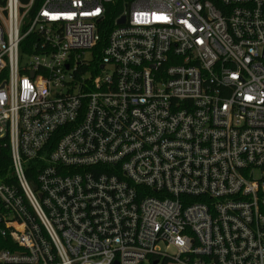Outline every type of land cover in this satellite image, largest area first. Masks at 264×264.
<instances>
[{
    "label": "built area",
    "instance_id": "built-area-1",
    "mask_svg": "<svg viewBox=\"0 0 264 264\" xmlns=\"http://www.w3.org/2000/svg\"><path fill=\"white\" fill-rule=\"evenodd\" d=\"M2 146L0 264H264V0H0Z\"/></svg>",
    "mask_w": 264,
    "mask_h": 264
},
{
    "label": "trees",
    "instance_id": "trees-1",
    "mask_svg": "<svg viewBox=\"0 0 264 264\" xmlns=\"http://www.w3.org/2000/svg\"><path fill=\"white\" fill-rule=\"evenodd\" d=\"M107 39V30L102 34V38L98 45L96 46V52L98 55L102 53L103 48L105 47ZM34 162H28L27 166H33ZM28 177L30 179L34 178V175L27 170ZM0 180L4 182H16L14 177L11 175V154L8 146H2L0 152ZM1 226V225H0ZM14 248V245L11 243V240L8 236H3L0 233V249H9ZM171 261L166 260L164 264H168Z\"/></svg>",
    "mask_w": 264,
    "mask_h": 264
},
{
    "label": "rangeland",
    "instance_id": "rangeland-1",
    "mask_svg": "<svg viewBox=\"0 0 264 264\" xmlns=\"http://www.w3.org/2000/svg\"><path fill=\"white\" fill-rule=\"evenodd\" d=\"M168 264H179V263H177V262H170V263H168Z\"/></svg>",
    "mask_w": 264,
    "mask_h": 264
},
{
    "label": "water",
    "instance_id": "water-1",
    "mask_svg": "<svg viewBox=\"0 0 264 264\" xmlns=\"http://www.w3.org/2000/svg\"><path fill=\"white\" fill-rule=\"evenodd\" d=\"M123 21V19L121 20V22ZM114 264H117V263H114Z\"/></svg>",
    "mask_w": 264,
    "mask_h": 264
}]
</instances>
